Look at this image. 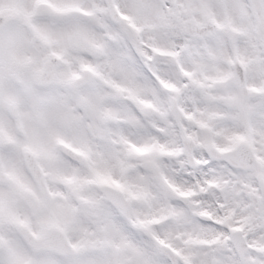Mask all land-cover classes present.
<instances>
[{
    "label": "snow or ice",
    "instance_id": "snow-or-ice-1",
    "mask_svg": "<svg viewBox=\"0 0 264 264\" xmlns=\"http://www.w3.org/2000/svg\"><path fill=\"white\" fill-rule=\"evenodd\" d=\"M0 264H264V0H0Z\"/></svg>",
    "mask_w": 264,
    "mask_h": 264
}]
</instances>
